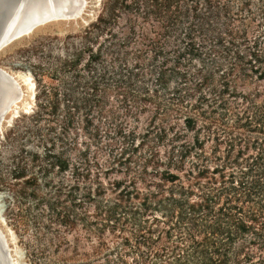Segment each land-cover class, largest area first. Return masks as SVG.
Returning a JSON list of instances; mask_svg holds the SVG:
<instances>
[{
	"label": "trees",
	"instance_id": "trees-1",
	"mask_svg": "<svg viewBox=\"0 0 264 264\" xmlns=\"http://www.w3.org/2000/svg\"><path fill=\"white\" fill-rule=\"evenodd\" d=\"M60 45L3 137L44 150L0 174L8 218L102 264H264V0H102ZM101 137L119 166L89 158Z\"/></svg>",
	"mask_w": 264,
	"mask_h": 264
},
{
	"label": "rangeland",
	"instance_id": "rangeland-1",
	"mask_svg": "<svg viewBox=\"0 0 264 264\" xmlns=\"http://www.w3.org/2000/svg\"><path fill=\"white\" fill-rule=\"evenodd\" d=\"M85 1L87 7L82 18L51 22L0 52V66L17 78L24 93L16 109L17 117L11 116L10 113L2 129L0 128V174L6 178L10 177L12 163L24 147L31 152L44 153L37 139L32 136L23 134L16 143L4 142L3 137L12 125L21 120L20 117L31 115L35 110L37 84L32 74L34 68L36 71L39 68L43 70L55 63L56 57L63 50L61 41L67 36L79 34L84 27L96 19L101 10L102 0ZM106 137L91 140V145L87 141L90 145L89 158L105 168L119 166V153L122 149L112 147L110 139ZM128 156L126 155L122 161ZM125 167L115 168L125 170ZM116 176L122 177L120 174ZM0 196V232L8 241L7 252L12 264H102L104 254L98 256L95 253V246L98 243L94 239L84 236L80 238L74 233L48 232L45 229L47 225L45 217L38 223L32 216H26L22 221L15 222L7 216V209L14 202L12 194L6 187L0 185ZM77 245H80V249H77Z\"/></svg>",
	"mask_w": 264,
	"mask_h": 264
},
{
	"label": "bare ground",
	"instance_id": "bare-ground-1",
	"mask_svg": "<svg viewBox=\"0 0 264 264\" xmlns=\"http://www.w3.org/2000/svg\"><path fill=\"white\" fill-rule=\"evenodd\" d=\"M84 4H86L85 0H21V9H19V12L17 14V20L13 23L11 29L7 31L4 36V39L11 38L16 33L24 30L25 28L33 25L34 23L45 21L51 18H55L53 22L64 20L60 19L59 17L65 16L70 13H78L82 9ZM13 9L14 6H12V3L10 4V6L9 4H5L2 7V9L0 10V19L3 21V23L7 22L8 19H10L11 13H13ZM0 73H2L6 78H8L12 86H14L15 88V92H10V88L7 85H1L2 83L0 82V86L3 87V89L0 90V96L2 91L4 94V99H6L5 101L7 102L4 105L5 107L0 106L1 117L2 114L7 112L8 110L9 112L6 114L5 119L8 115H10V113L12 114L11 116L17 117V115H15L17 112L16 109L19 102H21L24 94L22 86L17 80V78H15L11 73L3 69L1 66ZM0 236L3 238L8 251V241L1 232Z\"/></svg>",
	"mask_w": 264,
	"mask_h": 264
},
{
	"label": "water",
	"instance_id": "water-1",
	"mask_svg": "<svg viewBox=\"0 0 264 264\" xmlns=\"http://www.w3.org/2000/svg\"><path fill=\"white\" fill-rule=\"evenodd\" d=\"M20 2H21V0H0V10L2 9V7L5 4L6 5L9 4V6H10V4L12 3V6H14V9L12 11L13 13H11V17H10V19H8L7 22L3 23V21L0 19V52L2 50H4L5 47L9 46L10 44H13L14 42H16L17 40H19L21 38L29 36L30 34L35 32L38 28L45 26V24L51 23L55 20V18H51V19H48L45 21L34 23L33 25H31V26L25 28L24 30L16 33L11 38L4 39V36L7 33V31H9L11 29L13 23L17 20V14L19 12V9H21ZM86 7H87V4H84L82 9L78 13H70V14H67L65 16H61L59 18L67 20V21H73V20H77L79 18H82L83 15L85 14ZM0 82L2 83L1 85H3V84L7 85L10 88V92H15L14 86H12V84L10 83L8 78H6L2 73H0ZM1 87L2 86H0V90L3 89V87L2 88ZM5 100L6 99H4V94L1 91L0 106L3 107L7 103ZM8 112H9V110L7 112H5L4 114H2V117H1V113H0V128L3 126L4 121H5L4 120L5 116ZM0 199H1V196H0ZM2 219L5 220L3 216H2ZM0 264H12V262L10 261V257L8 255V252H7L6 244H5V242L1 236H0Z\"/></svg>",
	"mask_w": 264,
	"mask_h": 264
}]
</instances>
